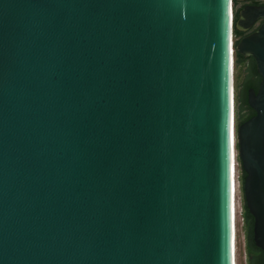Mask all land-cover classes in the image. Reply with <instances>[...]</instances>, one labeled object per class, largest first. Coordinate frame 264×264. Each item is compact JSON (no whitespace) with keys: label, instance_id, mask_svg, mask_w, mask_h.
<instances>
[{"label":"water","instance_id":"water-1","mask_svg":"<svg viewBox=\"0 0 264 264\" xmlns=\"http://www.w3.org/2000/svg\"><path fill=\"white\" fill-rule=\"evenodd\" d=\"M257 18L233 22V0H0V264H232L236 154L264 264V20L232 33ZM234 51L260 76L236 139Z\"/></svg>","mask_w":264,"mask_h":264},{"label":"trees","instance_id":"trees-1","mask_svg":"<svg viewBox=\"0 0 264 264\" xmlns=\"http://www.w3.org/2000/svg\"><path fill=\"white\" fill-rule=\"evenodd\" d=\"M237 0H233V22L237 18V11L234 9ZM233 46L235 47L239 32L233 28ZM260 77L256 72L255 65L251 59L247 60L246 57H243L237 54L235 51L233 53V88H234V130H235V139L237 137V127L240 123L247 120L254 114V111L248 106L246 95L249 88L257 90ZM235 149L237 151V142L235 141ZM236 163L239 168V182L240 190L242 191V183L244 178V173L240 166L239 158L236 154L235 157ZM241 219H242V230L244 236V247L246 255V264H262V251L257 248L252 239V226L253 218L249 214L244 198L243 193L241 197Z\"/></svg>","mask_w":264,"mask_h":264},{"label":"rangeland","instance_id":"rangeland-1","mask_svg":"<svg viewBox=\"0 0 264 264\" xmlns=\"http://www.w3.org/2000/svg\"><path fill=\"white\" fill-rule=\"evenodd\" d=\"M239 168L236 163L235 167V261L236 264H246V255L244 247V236L242 230V219H241V197L242 193L240 190V182L238 179Z\"/></svg>","mask_w":264,"mask_h":264},{"label":"flooded vegetation","instance_id":"flooded-vegetation-1","mask_svg":"<svg viewBox=\"0 0 264 264\" xmlns=\"http://www.w3.org/2000/svg\"><path fill=\"white\" fill-rule=\"evenodd\" d=\"M250 6H253V7L264 6V0H239L236 2L234 9L238 13L239 10H241L245 7H250ZM263 20H264L263 18H257L248 29H246L242 32H239L238 40L240 38L250 34L251 32H253L263 22ZM246 59L247 60L251 59L255 65V62L251 57H246Z\"/></svg>","mask_w":264,"mask_h":264},{"label":"bare ground","instance_id":"bare-ground-1","mask_svg":"<svg viewBox=\"0 0 264 264\" xmlns=\"http://www.w3.org/2000/svg\"><path fill=\"white\" fill-rule=\"evenodd\" d=\"M233 184H232V264H236L235 261V187H236V181H235V167H236V161L233 164Z\"/></svg>","mask_w":264,"mask_h":264},{"label":"snow or ice","instance_id":"snow-or-ice-1","mask_svg":"<svg viewBox=\"0 0 264 264\" xmlns=\"http://www.w3.org/2000/svg\"><path fill=\"white\" fill-rule=\"evenodd\" d=\"M229 143L231 145V126L229 127Z\"/></svg>","mask_w":264,"mask_h":264}]
</instances>
